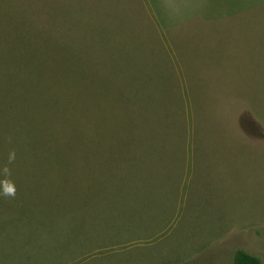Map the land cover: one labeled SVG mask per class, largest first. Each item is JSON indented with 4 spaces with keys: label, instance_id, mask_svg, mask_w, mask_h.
Listing matches in <instances>:
<instances>
[{
    "label": "rangeland",
    "instance_id": "1",
    "mask_svg": "<svg viewBox=\"0 0 264 264\" xmlns=\"http://www.w3.org/2000/svg\"><path fill=\"white\" fill-rule=\"evenodd\" d=\"M13 148L0 264H264V0H0Z\"/></svg>",
    "mask_w": 264,
    "mask_h": 264
},
{
    "label": "clouds",
    "instance_id": "2",
    "mask_svg": "<svg viewBox=\"0 0 264 264\" xmlns=\"http://www.w3.org/2000/svg\"><path fill=\"white\" fill-rule=\"evenodd\" d=\"M6 142H11V137H6ZM16 151L15 149H10L7 154L6 163L0 167V196H3L5 199L15 198L17 194V187L15 181L12 177L11 164L15 162Z\"/></svg>",
    "mask_w": 264,
    "mask_h": 264
},
{
    "label": "trees",
    "instance_id": "3",
    "mask_svg": "<svg viewBox=\"0 0 264 264\" xmlns=\"http://www.w3.org/2000/svg\"><path fill=\"white\" fill-rule=\"evenodd\" d=\"M233 264H262L260 259L243 250H236L232 257Z\"/></svg>",
    "mask_w": 264,
    "mask_h": 264
}]
</instances>
